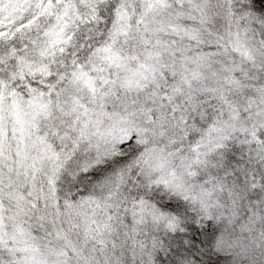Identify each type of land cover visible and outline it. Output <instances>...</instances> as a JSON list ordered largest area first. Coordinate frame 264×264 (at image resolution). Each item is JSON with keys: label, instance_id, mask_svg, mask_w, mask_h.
Segmentation results:
<instances>
[{"label": "snow or ice", "instance_id": "6c2138e0", "mask_svg": "<svg viewBox=\"0 0 264 264\" xmlns=\"http://www.w3.org/2000/svg\"><path fill=\"white\" fill-rule=\"evenodd\" d=\"M0 264H264V0H0Z\"/></svg>", "mask_w": 264, "mask_h": 264}]
</instances>
